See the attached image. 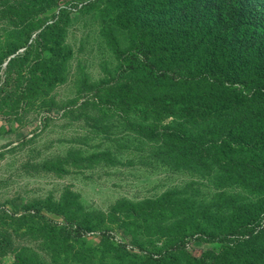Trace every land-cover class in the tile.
Wrapping results in <instances>:
<instances>
[{
    "label": "rangeland",
    "instance_id": "374dc122",
    "mask_svg": "<svg viewBox=\"0 0 264 264\" xmlns=\"http://www.w3.org/2000/svg\"><path fill=\"white\" fill-rule=\"evenodd\" d=\"M146 3L0 0V264H264V101L164 76Z\"/></svg>",
    "mask_w": 264,
    "mask_h": 264
},
{
    "label": "trees",
    "instance_id": "16d2710c",
    "mask_svg": "<svg viewBox=\"0 0 264 264\" xmlns=\"http://www.w3.org/2000/svg\"><path fill=\"white\" fill-rule=\"evenodd\" d=\"M133 29L138 52L150 55V42L157 44L154 56L169 67L164 76L208 82L228 91L230 98L246 94L264 101V0H147L138 6V26ZM120 63L127 71L129 55L122 54ZM226 96L213 94L207 101L197 92L179 93L170 98L164 113L194 114L205 106L219 111ZM196 263L189 258L188 264ZM16 264L27 263L18 259Z\"/></svg>",
    "mask_w": 264,
    "mask_h": 264
}]
</instances>
